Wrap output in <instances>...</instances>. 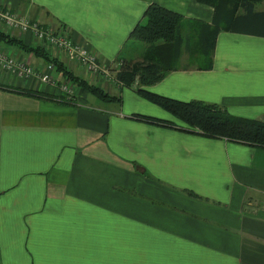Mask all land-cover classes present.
I'll return each mask as SVG.
<instances>
[{"label":"crops","instance_id":"0c3cea01","mask_svg":"<svg viewBox=\"0 0 264 264\" xmlns=\"http://www.w3.org/2000/svg\"><path fill=\"white\" fill-rule=\"evenodd\" d=\"M152 4L200 29L213 23L215 9L195 0H0V10L87 45L100 70L85 71L31 33L1 32L46 47L118 99L78 87L70 97L53 64L0 42V52L35 71L22 77L0 67V264H264V218L245 211L248 199L264 195V149L181 131L184 123L138 85L118 80L121 58L143 60L129 54V39ZM46 74L58 86L43 82ZM144 89L264 122V38L220 32L212 67H178Z\"/></svg>","mask_w":264,"mask_h":264},{"label":"trees","instance_id":"16d2710c","mask_svg":"<svg viewBox=\"0 0 264 264\" xmlns=\"http://www.w3.org/2000/svg\"><path fill=\"white\" fill-rule=\"evenodd\" d=\"M195 1L215 9L212 25H203L199 32V39L196 41L203 52L206 63H208L206 68L212 67V58L220 32H233L264 38V12L256 11V5L264 0ZM184 21L182 15L158 4H152L129 39L147 47L143 60L133 62L127 57L121 58L118 80L128 88L138 85L137 92L140 96L166 110L177 120L183 122L186 127L179 129L174 123L146 116H138V119L158 126L179 129L207 139H222L252 148L264 149V122L231 116L216 105L197 101L180 102L144 89L161 82L167 74L178 68L175 64L179 62L185 47L188 50L192 49L193 40L183 37ZM211 41H213V47L210 45ZM0 42L36 54L47 63L53 64L54 68L64 77L69 78L78 87L99 100L118 102L117 98L111 97L104 90L74 76L62 63L51 59L43 48L25 46L23 41L1 31ZM30 95L47 101L54 100L51 96L43 93H30ZM61 101L65 104L71 103L65 97L61 98Z\"/></svg>","mask_w":264,"mask_h":264},{"label":"built area","instance_id":"2783aa9c","mask_svg":"<svg viewBox=\"0 0 264 264\" xmlns=\"http://www.w3.org/2000/svg\"><path fill=\"white\" fill-rule=\"evenodd\" d=\"M0 27L33 34L41 44L51 47L59 55L66 57L69 62L79 64L87 72L97 73L100 70L96 54L87 45L74 43L70 36L64 32L54 33L49 29L41 28L37 24H31L27 17L22 18L18 13L2 10H0ZM0 67L22 77H32L35 74L32 67L20 64L15 59L8 58L2 52H0ZM48 69L52 70L54 66L50 65ZM42 81L50 85L54 84L48 74L42 77Z\"/></svg>","mask_w":264,"mask_h":264},{"label":"rangeland","instance_id":"374dc122","mask_svg":"<svg viewBox=\"0 0 264 264\" xmlns=\"http://www.w3.org/2000/svg\"><path fill=\"white\" fill-rule=\"evenodd\" d=\"M262 4L263 3H260V5H262ZM200 30L201 29L199 28V26L196 23L184 21V24H183V37L184 38L189 37L191 39V41L193 40L192 45H191L192 49L188 50L186 47L184 48V50L182 51V55H183V57H185V58H183L184 61L182 62L181 60H179V62L177 64H175L177 67L180 68V67L189 66V65L190 66L203 67V66L207 65L205 57L202 54L203 52H201V50H200L199 44L198 45L196 44L197 43L196 41H198V39H199ZM210 45H211V47H213V41H211ZM43 49L48 53L46 47H43ZM145 51H146V48L143 45L139 44V43L133 42L131 44V46L129 47V54L130 55L131 54H134V55L141 54L142 55V54H145ZM188 56L192 57V60L190 62H188ZM197 57H200V59L196 60ZM48 75L53 80V83L57 84L56 86H58L59 80L58 81L55 80V78L52 77V74H48ZM60 75L62 77H64L62 74H60ZM65 79H66V82H64L62 84V86H60L58 88L59 91L62 92V93H67L68 95H70V97L78 96V94L81 93L78 90V88H80V87H78L69 78L65 77ZM56 82H58V83H56ZM183 125H184V127H186L185 124H183ZM248 203H250L251 205L248 204ZM245 211H247V212H249L251 214H258L259 217L264 218V195L262 196V195H259V194H254L253 198L248 199V201H247V203L245 205Z\"/></svg>","mask_w":264,"mask_h":264}]
</instances>
